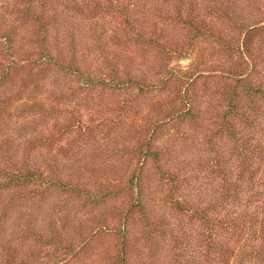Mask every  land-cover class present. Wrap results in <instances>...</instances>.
I'll return each instance as SVG.
<instances>
[{
	"label": "trees",
	"instance_id": "obj_1",
	"mask_svg": "<svg viewBox=\"0 0 264 264\" xmlns=\"http://www.w3.org/2000/svg\"><path fill=\"white\" fill-rule=\"evenodd\" d=\"M237 2L238 0H0V124L3 120H12L13 115L6 110L12 100L31 99L47 87L48 95L55 98V105L63 102V105L70 108L79 101L83 102L84 109L95 113H103V109H108L101 108L106 96L125 92L127 98L117 108L121 117L137 112L142 103H150L148 97L153 90L165 94L162 100L159 98L160 102L155 103L160 112L150 113L154 109L151 103L144 107L148 110L144 123L145 136L139 137L132 147L131 155L136 163L131 166L127 185L117 186L113 190L105 186L96 197L82 189L78 182L81 177L80 163L84 164L86 159L89 161L95 157L88 155L91 149L78 148L76 145L77 150L66 158L69 162L62 163V158H58L52 150L54 137L60 132L49 139L39 137L36 140L35 137H28L24 140L27 145L10 152L7 148L10 141L0 142L2 218L8 217L7 206L10 204V200L7 204L1 200L6 191L13 193V198L24 195L43 198L52 190L68 194L74 201L85 197L87 202L103 210L104 215L97 223L109 220L117 225L111 230L119 239V250L109 264H129V234L135 219L138 217L143 223H149L152 219L153 209L147 200L148 188L143 184L149 161L156 162L165 155L161 148L154 147L153 142L168 125L175 129H198L202 122H209L211 118H203L201 111L195 109L191 98L199 80L198 72L180 73L173 68L167 69L166 61L171 57L188 58L202 39L217 45L221 53L224 48L229 57L240 55V61L225 73V78L232 83L225 84L221 91L226 110L213 122L219 123L215 133L217 138L225 135L229 140L238 142L240 139L236 125L243 124L244 129L252 128L261 112L264 92L260 88H254L247 78L251 63L247 61L246 53H249L254 40L264 34V26L259 22H249L246 18L250 16L246 13L248 11L239 7ZM224 20L240 32L242 40L239 47L230 46L222 36V27L215 28L218 24L222 26L221 22ZM132 50L141 52L142 60L136 67L124 62L127 59L124 53ZM134 89L136 93H132ZM243 100L247 103V112L241 105ZM40 108L43 107L33 104L20 111L30 115L38 111L41 114L40 120L44 122L49 117L56 120L61 115L55 106L45 111ZM73 112L66 110L67 114ZM71 116L74 120L76 112ZM54 125L59 126L58 120ZM71 127L68 123L59 128V131L69 130ZM142 133L141 131V135ZM39 145H46L49 152L47 172L41 171L32 157ZM238 147L243 151L249 148L256 150L249 137L241 139ZM160 178L167 180L170 185L168 201L171 207L178 212H186L185 202L177 197L180 186L176 174L162 169ZM223 184L226 187L222 195V209L223 203L228 202L230 197L229 189L234 185L228 184L226 179ZM233 191L237 192L235 186ZM120 201L122 206L115 207L116 202ZM188 204L190 216L200 217L208 229L209 237L222 230L229 241L242 229L239 217L231 218L230 214L221 217L220 212H217L221 204L216 199L202 211ZM259 225L258 231L253 230L259 245L251 246L250 251H241L236 259L238 264H264V218ZM99 228L108 230L104 225ZM227 241L226 244L222 241L220 246L213 241L207 243L208 256H213L217 250L219 260L222 264L226 263L228 254L232 251ZM10 252L5 243H0V264H17L15 257L8 256ZM21 264L27 262L21 261Z\"/></svg>",
	"mask_w": 264,
	"mask_h": 264
},
{
	"label": "rangeland",
	"instance_id": "obj_2",
	"mask_svg": "<svg viewBox=\"0 0 264 264\" xmlns=\"http://www.w3.org/2000/svg\"><path fill=\"white\" fill-rule=\"evenodd\" d=\"M237 3L248 11L246 13L250 16L246 18L249 22H259L264 26V0H238ZM221 23L222 26L218 24L215 28L222 27V36L230 46L239 47L242 40L240 32L225 20ZM250 48L249 53L245 52L247 61L251 63L247 78L254 88L264 92V34L257 37ZM124 55L127 57L125 64L131 67H136L142 60L141 52L137 50ZM239 61V54L229 57L224 48L221 53L217 45L205 39L198 41L188 58L171 57L166 61L167 69L173 68L180 73L198 72L199 80L191 98L201 116L211 118L209 122H202L198 129H175L168 125L153 142L154 147L161 148L165 155L156 162L149 161L143 184L148 188L147 200L153 209L152 219L149 223H143L138 217L135 219L129 234V264H222L217 250L213 256H208L207 243L213 241L220 246L225 241L226 244V234L218 230L209 237L200 217H191L188 211V203L202 211L215 199L221 204L217 208L221 217L226 214H230L231 218L239 217L242 227L227 241L232 251L223 264H238L236 259L241 251L259 245L253 230L258 231L264 218V104L252 128L244 129L243 124L236 125L238 142L229 140L225 135L217 138L215 133L219 123L213 124L226 110L221 91L225 84L232 82L225 78V73ZM48 90L49 87L42 89L37 97L34 95L28 100H12L9 103L6 110L13 116L10 122H1L0 142L10 141V146H7L10 152L27 145L24 140L28 137L49 139L60 132L54 137L52 150L58 158H62V163L69 162L66 158L77 150L76 145L91 149L88 155H95L89 161L86 159L84 164L80 163L81 177L78 182L82 189L96 197L105 186L112 190L117 186L125 187L131 166L136 163L132 159V147L139 137L145 136L144 123L148 110L144 107L151 103L154 109L150 113L160 112L155 103L160 102L159 98L162 100L165 94L153 90L148 97L150 103H142L137 112L121 117L117 108L127 98L125 92L106 96L101 108L108 109L95 113L84 109L83 102L79 101L70 108L63 102L55 105V98L48 95ZM33 104L42 106L44 109H40L44 111L55 106L61 115L56 120L49 117L44 122L40 120L38 111L33 115L20 111ZM241 105L247 112V103L243 100ZM66 110L76 112L74 120L73 113L67 114ZM57 120L58 127L54 125ZM68 123L72 125L69 130L59 131ZM247 137L256 150L238 149L241 139ZM45 146L39 145L32 155L43 172H47L50 161ZM162 169L176 174L180 186L177 197L185 202L186 212H178L171 207L168 201L170 185L160 178ZM75 177L77 179L78 176ZM224 179L228 184H234L237 192L234 193L233 186L230 187V197L228 202L223 203L222 209V195L226 187ZM12 194L6 191L1 199L6 204L10 200V204L7 206L8 217L2 218L0 214V243L10 248L8 256L15 257L17 264L21 261L27 264H109L117 255L120 242L111 230L117 225L109 220L97 223L104 215L103 210L87 202L85 197L74 201L58 190L49 191L43 198L27 195L13 198ZM116 206L121 207V201L116 202ZM125 207L126 204L123 205ZM208 213L212 216L211 211ZM100 225L108 230H101Z\"/></svg>",
	"mask_w": 264,
	"mask_h": 264
}]
</instances>
